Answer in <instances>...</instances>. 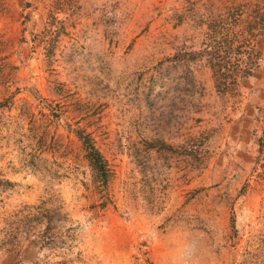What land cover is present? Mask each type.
I'll use <instances>...</instances> for the list:
<instances>
[{
  "label": "rangeland",
  "instance_id": "374dc122",
  "mask_svg": "<svg viewBox=\"0 0 264 264\" xmlns=\"http://www.w3.org/2000/svg\"><path fill=\"white\" fill-rule=\"evenodd\" d=\"M0 179V264H264V0H0Z\"/></svg>",
  "mask_w": 264,
  "mask_h": 264
},
{
  "label": "trees",
  "instance_id": "16d2710c",
  "mask_svg": "<svg viewBox=\"0 0 264 264\" xmlns=\"http://www.w3.org/2000/svg\"><path fill=\"white\" fill-rule=\"evenodd\" d=\"M89 153H90V158L97 165L98 169L103 171L104 165L102 164V157H101V154L99 153V151L96 150L95 148H93V149H91V151ZM0 181H3L4 183H7V184L9 183L8 180H1L0 179ZM55 215H56L55 212H52V210H48V220H52L55 217ZM56 239H57V234L55 233V231L48 233V240L50 243H55Z\"/></svg>",
  "mask_w": 264,
  "mask_h": 264
}]
</instances>
